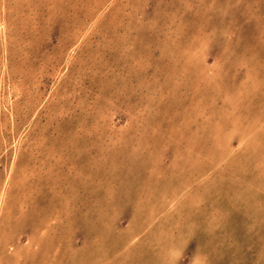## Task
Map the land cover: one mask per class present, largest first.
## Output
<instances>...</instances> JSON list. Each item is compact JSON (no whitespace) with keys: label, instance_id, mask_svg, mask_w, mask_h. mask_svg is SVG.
Returning <instances> with one entry per match:
<instances>
[{"label":"rangeland","instance_id":"obj_1","mask_svg":"<svg viewBox=\"0 0 264 264\" xmlns=\"http://www.w3.org/2000/svg\"><path fill=\"white\" fill-rule=\"evenodd\" d=\"M0 264H264V0H0Z\"/></svg>","mask_w":264,"mask_h":264}]
</instances>
